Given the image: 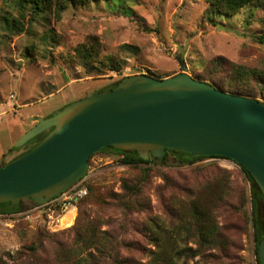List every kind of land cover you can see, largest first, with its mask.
I'll return each instance as SVG.
<instances>
[{"label": "rangeland", "instance_id": "rangeland-1", "mask_svg": "<svg viewBox=\"0 0 264 264\" xmlns=\"http://www.w3.org/2000/svg\"><path fill=\"white\" fill-rule=\"evenodd\" d=\"M205 10L204 0H101L68 7L59 17L43 16L17 35L6 31L3 21L17 14L0 0V162L21 153L11 152L12 147L38 118H48L122 79L151 74L169 78L185 72L223 83L231 65L264 73V46L258 41L264 34V12L245 7L232 16H219L213 27L206 22ZM83 44H95L98 55L87 68L75 53ZM110 59L122 66L120 71L107 66ZM218 60L220 67L214 66ZM142 168L123 165L110 151L99 152L88 160L87 195L75 209L63 216L55 207L42 205L0 213V264H116L117 258L126 257L145 264L153 250L155 225L175 229L179 220L174 213L186 204L189 192L221 170L230 182L225 201L229 206L221 205L215 213L225 251L212 252L215 258L196 256L189 264H256L252 224L244 219V213L251 218L250 186L237 165L227 159L153 165L142 185L141 207L123 208V183L143 181ZM244 194L246 203L236 210ZM260 208L264 222L263 204ZM67 214H75L74 219L65 220ZM92 232L104 245L103 255L86 242ZM189 247L195 248L191 243Z\"/></svg>", "mask_w": 264, "mask_h": 264}, {"label": "water", "instance_id": "water-1", "mask_svg": "<svg viewBox=\"0 0 264 264\" xmlns=\"http://www.w3.org/2000/svg\"><path fill=\"white\" fill-rule=\"evenodd\" d=\"M113 87V86H111ZM45 138L0 168V204L48 203L87 172L102 149L160 160L166 151L186 158L223 157L246 171L264 198V101L222 92L185 72L158 79L135 75L113 89L73 102L14 143L19 151ZM258 262L264 234L258 231Z\"/></svg>", "mask_w": 264, "mask_h": 264}, {"label": "trees", "instance_id": "trees-1", "mask_svg": "<svg viewBox=\"0 0 264 264\" xmlns=\"http://www.w3.org/2000/svg\"><path fill=\"white\" fill-rule=\"evenodd\" d=\"M12 5L13 11L17 14V17L10 18L4 17V29L6 31L14 32V34H21L26 30V27L37 22L39 18L47 16L51 13H55L56 17H59L68 7H80L90 3H96L101 0H5ZM108 1V0H103ZM206 5L205 18L206 22L213 27L217 26V18L219 16H232L245 7H250L253 10H261L264 12V0H204ZM44 19V17L42 18ZM261 22L264 26V20ZM264 33V32H263ZM50 40L52 37H48ZM47 39V38H46ZM93 40V39H92ZM259 44L264 46V34L258 37ZM124 48H127L125 46ZM76 56L80 65L87 68L90 63L98 58L96 53L95 44H91L88 47L83 44L76 48ZM108 67L115 72L121 70V65L114 60H107ZM221 60H218L214 66L220 67ZM225 67V66H224ZM215 74H221L222 70H214ZM149 76H154L153 74ZM158 79H164L159 78ZM195 80L206 82L212 85L214 88L229 93L232 95H238L243 97H249L256 100L264 101V73L257 72L255 70H249L241 66L231 65L227 69V75L224 77L223 83L221 81L208 78ZM119 82V81H118ZM113 87L108 89H113ZM103 91L99 90L97 93ZM47 133H43L34 138L27 145L21 149V153L13 159L19 157L30 151L38 143H40ZM112 152L115 155L120 156L121 163L125 166L138 167L144 165L141 172L143 175V181L136 184L123 183V190L125 194L119 200L120 205L123 208L135 209L136 206L141 207L140 198L142 185L146 181L153 165H167L168 162L177 164L178 166H189L205 159H225L223 157H200L186 158L184 153H176L174 151H166L164 157L160 160L148 159L143 161L137 157L136 152L124 153L115 150L111 147L104 148L100 151ZM11 152H18L13 151ZM12 159V160H13ZM11 161V160H10ZM9 161V162H10ZM9 162H0V168L4 167ZM240 168V167H239ZM245 180L250 186V203H251V218L245 213L244 217L247 224H252L254 232L255 243V256L256 264L258 262V231H262L264 234V222L261 220V208L260 204L264 207V198L258 189L257 185L251 178V176L241 169ZM89 191L91 188L89 187ZM92 192V191H91ZM230 192V182L228 179V173L226 171H220L219 174L208 181L204 185L197 187L194 191L189 192L186 204L174 213L179 220V225L172 230L162 229L159 225H155V229H152V241L153 250L149 251V259L145 264H189V261L196 256L202 258H215L212 252L222 253L226 248V239L223 236L220 227L216 223V211L220 206H229L226 204V199ZM246 203L245 194L241 197V203L236 210L241 209ZM38 206L31 199L21 200L19 204L13 207L11 211L9 209V203L0 204V213L13 214L21 212L28 208ZM75 217V214H74ZM73 217V219H74ZM92 232L87 238L89 246L95 247L96 250L103 255L105 253L103 243L98 242L95 234ZM191 243L195 248L189 247ZM129 249V248H128ZM131 249V248H130ZM33 250V248H31ZM209 253V254H207ZM115 263L119 264H135L136 262L132 258L116 259ZM82 264V263H78ZM85 264V263H84Z\"/></svg>", "mask_w": 264, "mask_h": 264}, {"label": "built area", "instance_id": "built-area-1", "mask_svg": "<svg viewBox=\"0 0 264 264\" xmlns=\"http://www.w3.org/2000/svg\"><path fill=\"white\" fill-rule=\"evenodd\" d=\"M85 180L86 176L81 177L72 187L43 204L42 207H55L62 216L70 211L69 208L75 209V203L87 195V189L84 186Z\"/></svg>", "mask_w": 264, "mask_h": 264}, {"label": "bare ground", "instance_id": "bare-ground-1", "mask_svg": "<svg viewBox=\"0 0 264 264\" xmlns=\"http://www.w3.org/2000/svg\"><path fill=\"white\" fill-rule=\"evenodd\" d=\"M68 216V214L65 216V220H68V219H71V220H73V218L72 217H67Z\"/></svg>", "mask_w": 264, "mask_h": 264}]
</instances>
